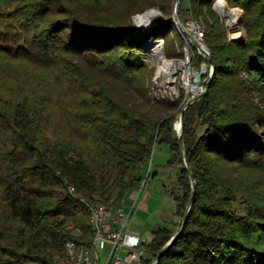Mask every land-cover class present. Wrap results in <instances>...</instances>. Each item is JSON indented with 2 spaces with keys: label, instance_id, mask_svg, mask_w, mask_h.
I'll list each match as a JSON object with an SVG mask.
<instances>
[{
  "label": "trees",
  "instance_id": "trees-1",
  "mask_svg": "<svg viewBox=\"0 0 264 264\" xmlns=\"http://www.w3.org/2000/svg\"><path fill=\"white\" fill-rule=\"evenodd\" d=\"M226 1L243 9L244 34L229 40L215 12L205 18L214 74L183 114L185 165L173 128L181 100L151 97L145 60L154 38L178 54L174 20L132 19L172 0H0V21L22 37L0 43V264H58L67 242L88 244V206L69 186L122 201L161 144L181 165L183 195L172 194L183 228L167 246L171 228L155 229L143 264L163 250L157 264H264V0Z\"/></svg>",
  "mask_w": 264,
  "mask_h": 264
},
{
  "label": "built area",
  "instance_id": "built-area-1",
  "mask_svg": "<svg viewBox=\"0 0 264 264\" xmlns=\"http://www.w3.org/2000/svg\"><path fill=\"white\" fill-rule=\"evenodd\" d=\"M180 2L181 0H177L176 6ZM217 2L218 0L213 1L212 9L223 23L228 39L242 36L243 21L240 22V19L244 15V11L239 12L237 18L231 19L216 6ZM226 3L232 10L242 9L239 6H230L227 1ZM150 12H153L150 14L152 22L142 25L138 17ZM187 13V19L181 18L177 12H174L172 17L176 31L184 39V44L181 47L177 41L176 33L169 32L175 41L178 54L171 57L166 54L163 38H154L145 44L149 49L147 55L150 54L151 58L157 62V70H154L151 78V97L156 101L175 102L181 100L176 119V121L179 119L180 122L182 113L207 92V87L214 74V64L209 62L212 52L205 41L206 20L202 15H194L191 11ZM161 15L162 12L159 9L152 8L144 13L134 15L133 21L138 27L147 28L158 23ZM232 29L238 32L236 36L231 34ZM195 50L203 59L200 66L195 63ZM161 58L164 61L167 60L170 66L159 67L158 61ZM173 128L179 136L182 128L178 130L176 122ZM148 176L139 182V192H146ZM68 191L80 197L87 204L92 237L88 244L67 242L66 256L58 258V264H143V259L146 256V241L131 228V213L135 211L134 205L130 206L131 210L127 212L124 207V199L118 202L116 198L112 197L90 201L78 194L72 186H69ZM149 264H155V259Z\"/></svg>",
  "mask_w": 264,
  "mask_h": 264
},
{
  "label": "rangeland",
  "instance_id": "rangeland-1",
  "mask_svg": "<svg viewBox=\"0 0 264 264\" xmlns=\"http://www.w3.org/2000/svg\"><path fill=\"white\" fill-rule=\"evenodd\" d=\"M223 1L221 3L226 4L225 1L224 2ZM176 2L177 0H172L170 4L171 9L168 11L163 10L158 5L153 6L151 8H147L145 9V11H149L152 8L159 9L162 12L160 20L167 19L169 17L172 18L174 12H177L181 16V18L184 17L185 19H187L188 17L187 11L180 10V8H183V9L188 8L189 0H181V3H178L177 6H176ZM181 4H182V7H181ZM137 14H141V13H137ZM134 15L132 16V19ZM198 15H202L204 18H208V15L215 16L214 11L211 8L203 9V11L198 13ZM241 30L243 31V34H244V30L242 26H241ZM175 35H176L179 45L182 46L181 42L184 44V39L182 38V36L179 37L180 35L178 32ZM179 39H181V41H179ZM169 40H170V36H167L166 42H169ZM21 41H22L21 34L17 32L15 29L8 26L7 21L1 20L0 21V43L7 42L11 45L16 46ZM164 47L168 54L176 53L172 45L164 44ZM145 60L149 67L153 66L151 67L153 68V72L154 70L155 71L157 70V66H156L157 62H155V60L151 58L150 54L146 56ZM177 115H178V112L176 111L175 118L173 121V126H174V123L176 122V128L179 130L180 121L179 119L176 121V119L178 118ZM175 133H176V136H178L176 131ZM184 149H185V146H184V143L182 142V154H183L182 160H183V163L187 165L186 159L184 156L185 154ZM170 157H171V151L168 145L166 144L156 145L152 152L150 161L147 162L146 165L144 166V170H143L144 178L149 175L147 179V185H146V191H148V196L146 199V204L148 206L146 208H142V207L140 208L138 204L143 192H140L138 197L136 195L137 193L134 194V192H137V190L139 189L140 183H138L135 186V189H134L135 191L131 192L130 194L126 196L125 201H124V204H125L124 207L127 212L131 210L130 206L134 205L135 211L131 213V228L132 230L138 232L141 235V237L146 241V245L152 239L153 231L155 229H157L159 226H168L169 228H171L173 233L170 236V239L168 240V242L166 243V246H167L169 242L172 240V238L180 231L183 225V215H177L175 213L176 202H175L174 195L172 194V191L174 190L176 195H180V196L183 195V190L178 185L177 171L173 172V169L167 170L165 168L163 172L159 171V173L157 174H154V175L153 173L151 174V170L153 172V170H155L156 167L158 166H165V167L172 166L175 169L178 163L168 164ZM234 206L238 213L242 214L245 212V208H244L245 206L243 205L241 200H238L234 204ZM149 257L150 259H153L151 258V256ZM157 260L158 259L155 258V264H157Z\"/></svg>",
  "mask_w": 264,
  "mask_h": 264
},
{
  "label": "bare ground",
  "instance_id": "bare-ground-1",
  "mask_svg": "<svg viewBox=\"0 0 264 264\" xmlns=\"http://www.w3.org/2000/svg\"><path fill=\"white\" fill-rule=\"evenodd\" d=\"M221 2L222 1L216 3V6H218V8L231 19L237 18V15H239L238 13L243 12L242 9L241 10H239V9L232 10V9L228 8L226 6V4L221 3ZM152 13L153 12L147 13L145 15H140L138 17V20L142 23V25H148L152 22V19L150 18V14H152ZM230 32L234 36H236L238 34V32L235 29H232ZM158 65L161 68H165L166 66H170V63H168L167 60L164 61L163 58H161V60L158 61ZM180 128H181V122H180ZM180 128H179V130H180Z\"/></svg>",
  "mask_w": 264,
  "mask_h": 264
},
{
  "label": "crops",
  "instance_id": "crops-1",
  "mask_svg": "<svg viewBox=\"0 0 264 264\" xmlns=\"http://www.w3.org/2000/svg\"><path fill=\"white\" fill-rule=\"evenodd\" d=\"M164 168V169H163ZM165 168L167 169V170H171V169H173V172L175 171H177V179H178V176H179V173H180V169H181V165L180 164H178L177 166H176V168L174 169V167H172V166H170V167H165V166H158V167H156V169L155 170H153V172H152V170H151V174L153 173V175L154 174H157V173H159V171L160 172H163L164 170H165ZM152 169H153V167H152ZM135 189V188H134ZM133 189V191H135ZM139 190V189H138ZM137 190V192H134V194H136L137 195V197H138V195H139V191ZM132 191V192H133ZM141 195V194H140ZM147 196H148V191H146L145 193H143L142 194V196H141V199L139 200V202H138V204H139V207L141 208H146L148 205L146 204V199H147ZM124 200H125V198H124Z\"/></svg>",
  "mask_w": 264,
  "mask_h": 264
},
{
  "label": "water",
  "instance_id": "water-1",
  "mask_svg": "<svg viewBox=\"0 0 264 264\" xmlns=\"http://www.w3.org/2000/svg\"><path fill=\"white\" fill-rule=\"evenodd\" d=\"M243 21V16L241 17V19H240V22H242ZM243 36V35H242ZM242 36H240V37H238V38H235V39H239V38H241ZM209 62L211 63V64H214V62H213V59L212 58H210V60H209ZM209 89V85H208V87H207V90ZM183 114L184 113H182V118H181V128H182V126H183ZM181 135H182V129H181V132H180V135H179V138H180V152H181V156H182V158H183V154H182V138H181ZM194 195H195V188H194V190H193V192H192V196H191V200H190V205H191V203H192V201H193V198H194ZM190 205H189V207H188V210L190 209ZM182 228H183V225H182V227H181V229H180V231L182 230ZM179 231V232H180ZM179 232L172 238V240L169 242V244L168 245H170L172 242H173V240L177 237V235L179 234ZM164 251L165 250H163L158 256H157V259H159L160 258V256L164 253Z\"/></svg>",
  "mask_w": 264,
  "mask_h": 264
}]
</instances>
